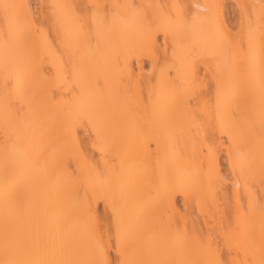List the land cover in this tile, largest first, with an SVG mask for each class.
<instances>
[{
	"label": "bare ground",
	"instance_id": "obj_1",
	"mask_svg": "<svg viewBox=\"0 0 264 264\" xmlns=\"http://www.w3.org/2000/svg\"><path fill=\"white\" fill-rule=\"evenodd\" d=\"M36 1L0 0V264H264V0Z\"/></svg>",
	"mask_w": 264,
	"mask_h": 264
},
{
	"label": "rangeland",
	"instance_id": "obj_2",
	"mask_svg": "<svg viewBox=\"0 0 264 264\" xmlns=\"http://www.w3.org/2000/svg\"><path fill=\"white\" fill-rule=\"evenodd\" d=\"M32 2H33V5L34 6H38L39 7V3H37L38 1H34V0H32ZM225 163V162H224ZM99 214L103 217V215H104V210H103V206H102V204H100V206H99ZM113 256H114V254H113Z\"/></svg>",
	"mask_w": 264,
	"mask_h": 264
}]
</instances>
